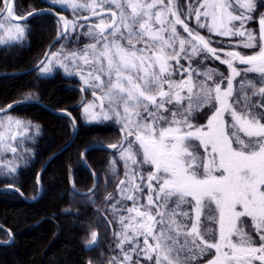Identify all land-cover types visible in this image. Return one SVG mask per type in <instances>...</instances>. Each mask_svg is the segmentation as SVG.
I'll return each instance as SVG.
<instances>
[{"label": "snow or ice", "instance_id": "6c2138e0", "mask_svg": "<svg viewBox=\"0 0 264 264\" xmlns=\"http://www.w3.org/2000/svg\"><path fill=\"white\" fill-rule=\"evenodd\" d=\"M52 3L72 11L71 19L56 14L58 39L79 44L83 36L90 42L46 54L41 76L56 65L75 72L87 86L81 90L92 91L83 117L121 126L120 139L107 145L113 172L120 162L124 167L119 199L105 197L119 225V254L107 264H200L203 257H210L206 264H264V103H252L264 100V12L258 32L248 27L256 0ZM36 14L17 15L13 0H0V45L23 42L26 21ZM213 35L228 43L213 41ZM199 57L200 64L211 57L226 65L228 75L193 67ZM39 135V125L4 115L0 153L16 154L14 141ZM81 163L87 167L83 153ZM0 168L5 175L18 170L14 159H0ZM97 187L76 194L95 203ZM249 221L248 229L241 227ZM8 238L6 243L10 231ZM97 240L92 230L89 245Z\"/></svg>", "mask_w": 264, "mask_h": 264}, {"label": "trees", "instance_id": "16d2710c", "mask_svg": "<svg viewBox=\"0 0 264 264\" xmlns=\"http://www.w3.org/2000/svg\"><path fill=\"white\" fill-rule=\"evenodd\" d=\"M15 5L16 13L25 16L29 12L45 8L46 0H16ZM27 24V45L17 44L0 50V72L23 71L36 65L60 31L56 18L49 14L36 16ZM58 44H55L53 49ZM26 94H34L38 97L36 100L54 111L69 110L79 119L76 104L81 98V90L78 82L59 76L51 79L41 78L36 73L0 77V109L25 100ZM5 115L44 124L48 133L57 139V144L47 151V157L71 139L72 127L69 118L55 115L40 105H20ZM104 129L106 127L100 125L81 128L75 146L82 147L91 134ZM75 149H66L61 158L55 159L49 166V171L65 189L67 166L73 161ZM34 181L35 176L31 175L25 184L26 192L35 189ZM63 204H66V196L62 199L57 195L48 196L36 203H28L19 196L1 193L0 225L13 234L14 241L8 246L0 245V264H85V251L79 242L78 232L71 227V221L68 219L71 215L63 216L59 213ZM49 217L63 225L60 238H56L57 225L51 222ZM7 239L8 233L0 229V241Z\"/></svg>", "mask_w": 264, "mask_h": 264}, {"label": "flooded vegetation", "instance_id": "af4514ba", "mask_svg": "<svg viewBox=\"0 0 264 264\" xmlns=\"http://www.w3.org/2000/svg\"><path fill=\"white\" fill-rule=\"evenodd\" d=\"M177 2L183 4L186 3L187 0H177ZM259 8L261 9V7ZM55 11L58 14L67 16L69 19H71L69 14L62 9V6L61 8L55 9ZM194 25L195 18L193 17L189 26L194 27ZM248 27L257 30L259 28V24H250ZM179 30L182 32V28ZM77 31L79 32V30ZM201 34L205 35L206 37L209 35L206 30H201ZM211 39L213 41H219L223 39L225 45L228 43V38H220L213 35L211 36ZM212 46L219 47L217 43H213ZM247 54H251V52H248ZM202 59L203 57L197 58V63L195 64L199 65L198 67L201 70L205 68L216 69L219 72L224 73L225 76L228 75L226 65H223L211 57L203 64H200L199 61ZM181 62L185 63L184 61ZM185 67H187L186 63ZM240 67L243 68V66ZM252 76L253 74H249V78ZM59 77L65 78L60 75ZM240 79L241 78L238 77L237 81L234 82L237 87ZM68 80L73 82L75 81L74 79ZM79 87L81 90L82 87L80 85ZM87 98L86 91L81 90V98L76 104V108L79 109V119L76 118L74 113H71L69 110H65L70 112L76 119L78 129L77 135L81 128L91 125H100L106 127V129L91 134V137L88 139V141L80 148L75 146L76 138L68 147L73 149L76 147V149L74 151L72 163H69L67 166V189L63 188L58 182L57 177L51 171H49V166L55 159L61 158V155L64 151L60 154H57V152L66 146L74 136L75 126L70 119L69 120L72 127L71 139L49 157H47V151L57 144L56 137L48 133L43 123L31 120L26 121L31 122L32 125H39L40 135L36 136L34 139L18 138L17 141H14L13 146L17 147L16 154L11 152L0 153V159H14L18 168L17 172L12 175H5V170L0 168V188L11 187V189H7L1 193L19 196L22 200L26 201L22 197L23 195L28 200L34 199L35 201L32 203H36L39 200L47 198L48 196L57 195L60 199L66 196V204H63L60 207L59 213L63 216L71 215L68 219L71 221V227L76 230V232H78L77 235L79 242L85 251V264H88L89 261H91L92 264H107L109 258L119 254V250L116 248V237L114 236V232L119 230V225L118 223L114 222L118 220V217L112 214L110 210L111 205L110 203H105V197L111 193L116 199H119L117 184L121 179L124 178V167L123 163L120 162L116 166V171L113 172L112 166L110 164V161L114 158L113 150L103 148H93L87 152H85V150L90 146L107 147V145L111 143H116L121 137V127L108 123L84 122L81 116V109L83 107V102H87ZM252 103H264V100H261L260 97H256L252 100ZM256 111L260 112L261 109L257 108ZM31 131L34 132L35 129H31ZM25 149H30L31 152H26ZM82 153L84 154V160L87 163V167L81 163ZM53 155L55 156L51 158ZM25 161H27V163H25ZM31 175L35 176V189L33 188L27 190L26 192L25 184ZM39 176L40 179L38 183L37 180ZM97 176L99 177L98 182H96ZM95 183H98V187L93 194L95 203H91L90 197L88 196L76 194L89 191ZM73 184L75 185V191L73 189ZM16 190H18L21 194ZM53 216L57 217L56 214H53ZM48 219L57 225L58 234L56 238H60L64 229L63 225L54 218L49 217ZM110 221L113 222L110 223ZM241 226L250 227V221L248 224ZM92 230H96L98 232V240L94 244L89 245L88 242L90 241V233Z\"/></svg>", "mask_w": 264, "mask_h": 264}, {"label": "water", "instance_id": "95a60500", "mask_svg": "<svg viewBox=\"0 0 264 264\" xmlns=\"http://www.w3.org/2000/svg\"><path fill=\"white\" fill-rule=\"evenodd\" d=\"M13 2L15 3L16 0H13ZM60 7H61V5H59V4H54V3H52V1H48V2H47V7L42 8V9H40V10L33 11L34 13H40V14H36V15H33V16L29 17V18L27 19V21L30 20V19H32V18H34V17H36V16L42 15V14H50V15H52V16L58 18L57 15H56V14H58V13L55 11V9L60 8ZM60 15H61V14H60ZM25 16H27V15H25ZM27 21H26V22H27ZM61 40H62V39H58V35H57L56 38H55V39L49 44V46L47 47V49H46V51H45L44 56L42 57V59H41L36 65H34L33 67H31V68H29V69H26V70H23V71L0 72V77H3V76H17V75H22V74H26V73H35V72L39 69V67H40V62H41V61L46 62V58H45V57H46V54H50V52H51L53 46H54L56 43L60 42ZM25 104H37V105H40V106H42L43 108L49 110L50 112H52V113L55 114V115H58V116H66V117H68L71 121H72V119L74 118L72 114H71V117H69V116L67 115V113H70V112H68V111H65V110L54 111V110L50 109L48 106H46L43 102L38 101V100H35V99L30 100V101L20 100V101H17V102L11 103V104H9V105H12L13 107H12L11 109H13L14 107H17V106H20V105H25ZM9 105H8V106H9ZM8 106H6L5 108H3V109H6V110H7L6 113H8V112L11 110V109L8 108ZM6 113H0V115L6 114ZM74 119H75V118H74ZM75 122H76V119H75ZM74 126H75V132H74V136H73L72 140H71L66 146H64L59 152H57V154H60V153H62L63 151H65V150L71 145V143L75 140L76 135H77V130H78V129H77V122L75 123ZM93 148H103V149H108L107 147L90 146V147H88V148L85 150V152H87V151H89V150H91V149H93ZM55 155H56V154H55ZM55 155H53L51 158H53ZM44 168H45V167H44ZM39 179H40V176H39ZM96 182H97V181H96ZM94 185H96V183H95ZM92 188H93V187H92ZM92 188H91V189H92ZM7 189H11V187L0 188V193H1L2 191H6ZM16 191L19 192L18 190H16ZM19 193H20V192H19ZM85 193H89V191H87V192H85ZM20 194H21V193H20ZM22 197H23L27 202H30V203H32L33 201H35L34 199H32V200H28V199H26L23 195H22ZM0 229H3V230H5L6 232H9V230H7L6 228H4L2 225H0ZM13 241H14V236H13V234H12V241H11L10 243H6V241H0V245L8 246V245H11V244L13 243Z\"/></svg>", "mask_w": 264, "mask_h": 264}, {"label": "rangeland", "instance_id": "374dc122", "mask_svg": "<svg viewBox=\"0 0 264 264\" xmlns=\"http://www.w3.org/2000/svg\"><path fill=\"white\" fill-rule=\"evenodd\" d=\"M46 1H49V0H46ZM256 2H257V5H258V10L253 14L254 15V22H252V23H250V24H259L258 23V20H259V14H260V12H264V6H261V5H264V0H256ZM259 7H261V9L259 8ZM62 9L63 10H65L68 14H69V17L70 18H72V11H71V9H66L65 8V6H62ZM79 15H86V13H78ZM57 20V19H56ZM57 23H58V25H59V21H57ZM249 24V25H250ZM27 26H28V24H27ZM60 26V25H59ZM28 30H29V26H28ZM79 30V29H78ZM257 32H258V29H257ZM73 40H75V37H73ZM28 42H29V35L27 34V37H26V39L23 41V42H19V43H17V44H23V45H27L28 44ZM90 41L87 39V38H85V37H83V36H81L80 37V41H79V44H77V43H68V41L66 40V39H63L51 52H56L58 49H60L61 48V46L62 45H64L65 47H66V49H68V50H71V49H74V48H78V47H82L84 44H86V43H89ZM17 44H15V45H17ZM12 46H14V45H12ZM6 47H11V46H5V45H0V50L1 49H3V48H6ZM47 62V61H46ZM45 62V63H46ZM199 65H195L194 64V67H198ZM39 77H41V78H46V79H51V78H55L57 75L59 76H63V77H65V78H67V79H74L75 81H77L78 83H79V85L82 87V88H86L87 86H84L83 85V82L80 80V77H79V75H77L75 72H72L71 74H69V73H66L64 70H63V68H61L59 65H56L54 68H53V70H52V72L51 73H48V74H46V75H44V76H41V74H40V72H39V70L37 71V73H36ZM86 91V93H87V102L88 101H91L92 99H93V97H92V91H91V89L89 88V89H87V90H85ZM82 112H83V107H82V109H81V116H82V120L84 121V122H87V123H89L84 117H83V115H82ZM4 115H1L0 116V118H2ZM13 117H15V116H13ZM15 118H17V117H15ZM23 120V119H22ZM25 122H26V120H24ZM92 123H108V124H113V125H116V126H118V127H121L120 126V124H118L115 120H110V121H104V122H92ZM241 227H245L246 229H248L249 227H247V226H241ZM208 258H210V257H203V258H201L200 259V264H206V260L208 259Z\"/></svg>", "mask_w": 264, "mask_h": 264}]
</instances>
